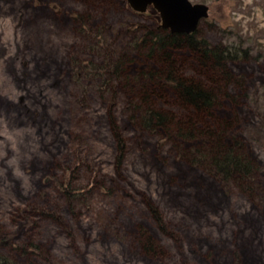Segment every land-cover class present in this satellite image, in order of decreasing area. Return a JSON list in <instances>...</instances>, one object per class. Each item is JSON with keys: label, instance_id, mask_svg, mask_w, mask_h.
Masks as SVG:
<instances>
[{"label": "rangeland", "instance_id": "rangeland-1", "mask_svg": "<svg viewBox=\"0 0 264 264\" xmlns=\"http://www.w3.org/2000/svg\"><path fill=\"white\" fill-rule=\"evenodd\" d=\"M189 1L209 7L195 38L246 51L220 80L190 49H167L172 77L215 98L197 117L173 84L156 80L158 55L140 44L157 27L149 7L0 0V255L23 261L15 250L31 248L25 261L35 264H264V0ZM147 107L167 125L143 128ZM191 116L200 134L224 124L222 143L238 141L250 160L247 178L220 179L194 162L208 144L178 135Z\"/></svg>", "mask_w": 264, "mask_h": 264}, {"label": "trees", "instance_id": "trees-1", "mask_svg": "<svg viewBox=\"0 0 264 264\" xmlns=\"http://www.w3.org/2000/svg\"><path fill=\"white\" fill-rule=\"evenodd\" d=\"M196 33L197 31L188 35L170 34L166 30H163L157 26L155 29L148 30L146 33H144L140 44H147L146 50L150 56L158 55L157 60L161 64L162 69L160 70V76L156 77V80L163 83L170 82L171 84H173L174 87L177 88L182 94L185 103L191 108H195L193 109L195 111L194 115L198 112H200L201 115H205L213 105L215 98L212 96V94H210L209 91L205 89V87L201 88V86L191 82L182 83V81L174 79L172 77L174 71V69L172 68L175 63L174 59L171 60V56L169 52H167V49H171L174 51L182 47L190 49L195 55V58H198L202 66L207 67L208 65H210L208 68H210V74L212 76L211 79L217 77V71L220 72V80L224 79L223 70H225V64L230 61H234L237 57L246 56V51H241L240 54L238 50L234 49L238 52L237 53L229 47H215V49H213V47L208 45L204 39L195 38ZM113 68L114 71L117 70V65H115V67ZM93 70H96V68L92 69V71ZM154 75L157 76V74L154 73H148L147 76H149L150 78H154ZM162 76H164L163 79ZM200 114H196V117ZM196 117L191 116L187 119L185 118L184 120H181L177 125L179 136L203 135L207 138V149L201 153L199 148L196 151L198 153H195L198 155V157L194 158V162H203L205 166L210 168V172L220 179H228L234 177L236 179L247 178L250 173L249 171L251 169V163L241 150L240 143L238 141H232L229 145L222 143L221 134L224 124L221 123V128L218 132L209 131V127H207L200 134V130L196 131L197 128H195L197 123L196 121L199 119L197 118L196 120ZM201 120L202 119L200 118V124ZM167 121L168 119L165 115L156 110H153L151 107H147L144 114L140 117L141 126L149 130H154V128L158 127L159 125H167ZM117 139L119 143L118 151L119 153H121L122 141L118 136L116 140ZM63 188H65L67 192H71L68 189V184H63ZM3 243L6 244L7 240H3V238L1 237L0 244ZM11 248L16 249L17 247L11 246ZM18 249L20 253L25 256L23 261H20L19 258L14 259L12 257L8 258L6 256L0 255V264H35L32 261L28 263L25 261L26 258H29V254H36L34 251H32L31 248H17L15 251L18 252Z\"/></svg>", "mask_w": 264, "mask_h": 264}, {"label": "water", "instance_id": "water-1", "mask_svg": "<svg viewBox=\"0 0 264 264\" xmlns=\"http://www.w3.org/2000/svg\"><path fill=\"white\" fill-rule=\"evenodd\" d=\"M136 12H145L153 6L160 14L161 27L172 33H192L198 22L208 16V6L192 4L189 0H127Z\"/></svg>", "mask_w": 264, "mask_h": 264}, {"label": "flooded vegetation", "instance_id": "flooded-vegetation-1", "mask_svg": "<svg viewBox=\"0 0 264 264\" xmlns=\"http://www.w3.org/2000/svg\"><path fill=\"white\" fill-rule=\"evenodd\" d=\"M147 9H148V8H147ZM208 9H209V7H208ZM147 11H148V10H147ZM134 12H136V11H134ZM145 12H146V11H145ZM208 12H209V10H208ZM136 13H144V12H136ZM149 13H150V14L155 13V14L157 15V19H158L157 26L160 27V28L163 29V30H166V31L169 32L170 34H182V35H188V34H191V33H188V34H186V33H172V32L170 31L169 28H163V27H161V25H160V23H161L160 14H159L158 11H156V10L154 9L153 6H150V7H149ZM207 18H208V16H207L206 18H204V19H201V20L198 22L195 31H197V28H198L199 24H200L201 22L205 21ZM195 31H194V32H195ZM194 32H192V33H194Z\"/></svg>", "mask_w": 264, "mask_h": 264}]
</instances>
